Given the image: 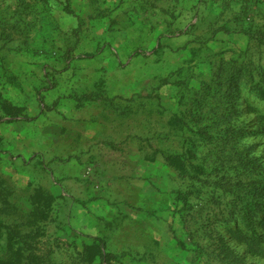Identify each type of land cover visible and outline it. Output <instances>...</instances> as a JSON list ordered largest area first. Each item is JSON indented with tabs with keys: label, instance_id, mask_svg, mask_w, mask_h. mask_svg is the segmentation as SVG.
<instances>
[{
	"label": "rangeland",
	"instance_id": "obj_1",
	"mask_svg": "<svg viewBox=\"0 0 264 264\" xmlns=\"http://www.w3.org/2000/svg\"><path fill=\"white\" fill-rule=\"evenodd\" d=\"M262 32L264 0H0V264H264Z\"/></svg>",
	"mask_w": 264,
	"mask_h": 264
},
{
	"label": "trees",
	"instance_id": "obj_2",
	"mask_svg": "<svg viewBox=\"0 0 264 264\" xmlns=\"http://www.w3.org/2000/svg\"><path fill=\"white\" fill-rule=\"evenodd\" d=\"M260 36H252L253 38H257V39H260V41H262V42H264V32H262L261 34H259ZM261 95H263L264 96V90H261ZM167 158L169 159V161L176 167V168H178L179 166H180V162L178 161V159L177 158H174V157H168L167 156ZM259 193H260V195H262V194H264V182H261L260 184H259ZM41 196V199L44 201V203L46 204V205H48L50 202H51V200H52V196H48V195H43V194H41L40 195ZM256 207H259V206H256ZM96 240V239H95ZM19 243L20 242H24V240H19L18 241ZM94 248L96 249L97 248V253L98 254H100V259H101V261H102V264H111V262H110V259L108 258V254H103L102 253V251H101V248L100 247H97V246H94ZM24 251H25V249L23 248V246H21L20 247V254H23L24 253Z\"/></svg>",
	"mask_w": 264,
	"mask_h": 264
}]
</instances>
